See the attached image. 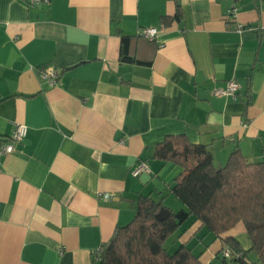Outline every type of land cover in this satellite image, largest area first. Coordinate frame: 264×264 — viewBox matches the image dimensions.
I'll return each mask as SVG.
<instances>
[{
  "label": "crops",
  "instance_id": "crops-1",
  "mask_svg": "<svg viewBox=\"0 0 264 264\" xmlns=\"http://www.w3.org/2000/svg\"><path fill=\"white\" fill-rule=\"evenodd\" d=\"M178 2L179 18L176 0H0V145L28 127L0 154V264H92L141 195L181 208L165 200L181 167L155 157L168 135L207 145L216 166L237 147L264 158V0ZM231 80L237 99L215 93ZM141 162L150 170L134 176ZM212 237L203 264H234Z\"/></svg>",
  "mask_w": 264,
  "mask_h": 264
},
{
  "label": "trees",
  "instance_id": "trees-1",
  "mask_svg": "<svg viewBox=\"0 0 264 264\" xmlns=\"http://www.w3.org/2000/svg\"><path fill=\"white\" fill-rule=\"evenodd\" d=\"M176 2L175 16L179 18L180 4ZM164 20L168 24L171 19ZM129 48L130 37L123 35V60H133ZM155 157L181 167L170 192L183 206L178 211L169 209L170 215L160 220L156 214L167 208L163 199L141 195L135 216L116 228L97 264H203L200 253H195L187 241L172 250L166 246L173 234L196 222L199 230L205 229L204 234L212 233L223 241L234 264H250L252 251L264 264V158L250 161L237 147L224 165L216 166L209 147L191 142L185 134L166 136L157 144ZM240 221L251 241L248 249L230 233ZM203 235H198L199 240Z\"/></svg>",
  "mask_w": 264,
  "mask_h": 264
},
{
  "label": "built area",
  "instance_id": "built-area-1",
  "mask_svg": "<svg viewBox=\"0 0 264 264\" xmlns=\"http://www.w3.org/2000/svg\"><path fill=\"white\" fill-rule=\"evenodd\" d=\"M31 3H39L41 0H28ZM43 1V0H42ZM45 2H48L49 0H44ZM236 1V0H233ZM237 15V8L235 4L232 5L231 10L229 12V16L236 17ZM243 27L242 24L238 25V28L241 29ZM142 35L146 38H149L150 40H158V29L156 27H148L145 28L142 32ZM59 73L53 69V68H45L41 70L40 72V79L47 81L51 86L55 85L58 82ZM239 83L236 80H231L228 82L227 86L224 88H219L215 90V93L218 95L228 96L232 99L238 98V92H239ZM28 133V127L25 124H17L16 129L11 136L10 139L3 141L0 145V154H6L11 153L15 149V144L18 142H22L24 138L27 136ZM0 170H1V158H0ZM149 166L146 162H141L137 168L133 171L134 176H139L143 172H149ZM104 246H101L93 259L92 264H97V262L100 260V255L103 252ZM223 255L225 257H230V251L225 250L223 252Z\"/></svg>",
  "mask_w": 264,
  "mask_h": 264
},
{
  "label": "rangeland",
  "instance_id": "rangeland-1",
  "mask_svg": "<svg viewBox=\"0 0 264 264\" xmlns=\"http://www.w3.org/2000/svg\"><path fill=\"white\" fill-rule=\"evenodd\" d=\"M174 198H177L174 194L170 195V198H166L165 200L171 202ZM175 211H178V208L175 209ZM240 226H244L243 222L240 221V223H238L234 228L236 230L239 229V225ZM238 226V227H237ZM199 231V233L201 232V234L204 233V230H199L198 225H187L186 229L182 231H178L175 234H173L167 241H166V246L169 247L171 250L174 249L178 244H180L183 241H187L189 242L191 245H193V249L195 250V252H200L201 253V258L204 261H209L208 257L209 256H214L212 255V253L217 249L219 242L213 241V237L212 234L208 233L203 235L204 237V241L207 243H210L209 246L205 245V243H203L201 240H199L198 235H196V232ZM182 232L181 235H179ZM255 251L250 252L251 257L255 256ZM221 264V260L219 261ZM208 263V262H207ZM257 264H261L260 262Z\"/></svg>",
  "mask_w": 264,
  "mask_h": 264
},
{
  "label": "water",
  "instance_id": "water-1",
  "mask_svg": "<svg viewBox=\"0 0 264 264\" xmlns=\"http://www.w3.org/2000/svg\"><path fill=\"white\" fill-rule=\"evenodd\" d=\"M170 215V210L168 208H161L160 211L156 214V217L160 220H163Z\"/></svg>",
  "mask_w": 264,
  "mask_h": 264
}]
</instances>
